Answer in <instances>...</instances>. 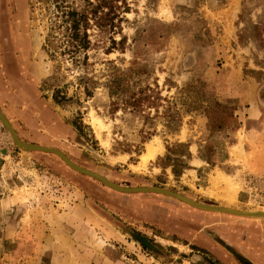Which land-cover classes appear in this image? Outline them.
Here are the masks:
<instances>
[{
  "label": "rangeland",
  "instance_id": "rangeland-1",
  "mask_svg": "<svg viewBox=\"0 0 264 264\" xmlns=\"http://www.w3.org/2000/svg\"><path fill=\"white\" fill-rule=\"evenodd\" d=\"M124 1L113 31L89 28L83 62L63 51L58 0H0V111L17 137L118 185L264 207V182L247 188L264 178V0ZM111 72L152 103L113 109ZM242 220L115 191L0 123V264H258L264 221Z\"/></svg>",
  "mask_w": 264,
  "mask_h": 264
},
{
  "label": "trees",
  "instance_id": "trees-1",
  "mask_svg": "<svg viewBox=\"0 0 264 264\" xmlns=\"http://www.w3.org/2000/svg\"><path fill=\"white\" fill-rule=\"evenodd\" d=\"M60 3L61 0H58ZM56 2V3H58ZM119 2V3H117ZM57 5L59 12L60 36L63 51L71 55V59H75L76 54H82L83 62H86L87 50L93 44L90 39L89 28L95 27L98 31H113L116 22L121 17V12H126L128 6L124 0H83V6L76 8L68 2ZM122 3V6L120 4ZM108 45L104 47L105 52H109L115 48L122 37L115 40L113 37L108 38ZM89 78L83 75V92L86 96L91 95V91L87 87ZM107 88L108 96L112 100V108L117 106L128 108L132 112H139L144 102L151 104L148 100L149 96L144 94L142 89L135 93H128L129 86L122 82V79L114 72H111L104 82ZM60 90H54L51 94L52 101L60 104L66 98L65 94L59 95ZM127 93V94H125ZM148 101V102H147ZM120 103V104H118ZM194 248V247H192ZM197 249V248H194ZM200 250V249H197ZM205 253L204 250H200ZM212 264H219L218 260H211Z\"/></svg>",
  "mask_w": 264,
  "mask_h": 264
},
{
  "label": "water",
  "instance_id": "water-1",
  "mask_svg": "<svg viewBox=\"0 0 264 264\" xmlns=\"http://www.w3.org/2000/svg\"><path fill=\"white\" fill-rule=\"evenodd\" d=\"M0 123L7 129L12 142L21 148V150L27 151V150H36V151H41V152H50L55 155H57L69 168L72 170L85 174L87 176H90L99 182L103 183L105 186L119 192H156V193H161L165 194L171 197H174L192 207L201 209V210H207V211H214V212H222V213H227V214H232V215H237V216H244V217H252V218H263L264 217V210H253L252 212L247 210V209H238V208H231V207H225V206H220V205H214V204H209V203H202L198 201H194L192 199H189L188 197L179 194L177 192H173L161 187H155V186H123V185H118L115 184L103 176L87 169L81 166L76 165L73 163L71 160H69L61 151H59L56 148L52 147H47V146H41L37 144H31L25 141H22L17 137L15 134L14 129L10 125L8 119L3 115V113L0 111Z\"/></svg>",
  "mask_w": 264,
  "mask_h": 264
},
{
  "label": "crops",
  "instance_id": "crops-1",
  "mask_svg": "<svg viewBox=\"0 0 264 264\" xmlns=\"http://www.w3.org/2000/svg\"><path fill=\"white\" fill-rule=\"evenodd\" d=\"M202 202L205 203L204 201H202ZM214 205H220V206L231 207V208H238V209H247L246 207H241V206L237 207L236 205H233L232 203L230 204V203H226V202L215 203ZM210 212H212V211H210ZM213 213H216V212L213 211ZM230 215H232V214H230ZM233 216L243 218L245 221H249V224H252L253 223V225L256 224V223H261V222L264 221V217L263 218L256 219V218H252V217H244V216H237V215H233ZM219 218L220 219L222 218V219L228 220V218H223V217H219ZM244 220H242V221H244ZM258 259L260 260V261H258V264H264V259L263 258L262 259L258 258Z\"/></svg>",
  "mask_w": 264,
  "mask_h": 264
},
{
  "label": "built area",
  "instance_id": "built-area-1",
  "mask_svg": "<svg viewBox=\"0 0 264 264\" xmlns=\"http://www.w3.org/2000/svg\"><path fill=\"white\" fill-rule=\"evenodd\" d=\"M264 176V175H263ZM263 178V177H262ZM261 177H256V178H253L251 181H249L250 185H248L249 187L247 188H250V189H257L258 187V184L261 183L260 181H263L264 182V178L262 179ZM260 191V190H259ZM262 195H259L258 193L256 194L258 199H262L264 198V191L261 192Z\"/></svg>",
  "mask_w": 264,
  "mask_h": 264
},
{
  "label": "bare ground",
  "instance_id": "bare-ground-1",
  "mask_svg": "<svg viewBox=\"0 0 264 264\" xmlns=\"http://www.w3.org/2000/svg\"><path fill=\"white\" fill-rule=\"evenodd\" d=\"M153 155V153H152V149H151V147L150 146H148L147 147V152L144 154V155H142V158H143V160H147L148 159V157L149 156H152ZM231 196V195H230ZM258 210H263L264 209V207L263 206H259V208H257ZM249 211H253V210H249ZM255 211H257V210H255Z\"/></svg>",
  "mask_w": 264,
  "mask_h": 264
}]
</instances>
